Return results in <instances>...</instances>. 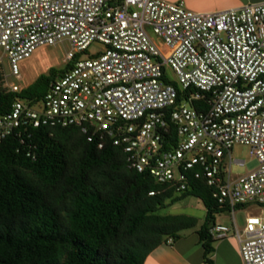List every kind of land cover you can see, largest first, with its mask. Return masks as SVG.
<instances>
[{
    "label": "built area",
    "instance_id": "1",
    "mask_svg": "<svg viewBox=\"0 0 264 264\" xmlns=\"http://www.w3.org/2000/svg\"><path fill=\"white\" fill-rule=\"evenodd\" d=\"M145 26L164 41L167 57ZM64 41L72 67L41 101L18 99L0 115V142H22L32 128L76 127L99 149L120 147L129 169L177 192L192 172L231 215V226L214 223L210 236L233 233L242 264H264V0L213 12L188 10L182 0H0L3 87L22 89L8 85L4 61L19 79L20 61ZM93 42L104 48L77 57ZM178 90L187 92L180 102ZM236 144L248 146L258 165L233 177ZM239 205L257 211L242 228Z\"/></svg>",
    "mask_w": 264,
    "mask_h": 264
},
{
    "label": "trees",
    "instance_id": "2",
    "mask_svg": "<svg viewBox=\"0 0 264 264\" xmlns=\"http://www.w3.org/2000/svg\"><path fill=\"white\" fill-rule=\"evenodd\" d=\"M73 62L18 92L3 87L0 74V115L18 99L41 101ZM186 93L178 90L177 102ZM195 106L207 108L203 101ZM22 138L0 142V264H143L154 248L196 226V217L162 213L185 196L205 207L198 235L210 252L208 229L226 208L192 172L177 192L129 169L120 147L106 142L99 149L76 127L32 128Z\"/></svg>",
    "mask_w": 264,
    "mask_h": 264
},
{
    "label": "rangeland",
    "instance_id": "3",
    "mask_svg": "<svg viewBox=\"0 0 264 264\" xmlns=\"http://www.w3.org/2000/svg\"><path fill=\"white\" fill-rule=\"evenodd\" d=\"M145 30L153 43L156 45L161 54L167 57L170 54V51L164 41L152 33V30L149 26H145ZM104 46L99 42H93L87 50L79 53L77 56L80 58H85L90 54L102 50ZM71 49L70 44L67 41L59 43L55 46H40L38 47L33 54L18 63L20 78H16L10 74V69L7 61H4V69L7 75V83L11 88H24L31 83H33L37 77L42 74H47L51 68L61 69L66 63V54ZM169 78L174 81L175 76L169 70ZM176 84V83H175ZM177 85V84H176ZM230 156L232 159V164L230 166L231 175L233 177L241 176L246 174L248 171L257 167V160L250 155V148L246 145L236 144L230 150ZM243 160L244 165L239 166L234 161ZM226 165L229 164V158L224 159ZM179 195V194H177ZM228 216L230 214L227 211ZM246 212H257L254 206L241 207L240 209L235 210L234 218L235 223L238 228L244 226ZM164 214H186L197 218L196 228L202 224L205 219L206 210L202 202L194 196H185L177 200L175 203L169 207L162 210ZM229 222L231 219L229 218Z\"/></svg>",
    "mask_w": 264,
    "mask_h": 264
},
{
    "label": "crops",
    "instance_id": "4",
    "mask_svg": "<svg viewBox=\"0 0 264 264\" xmlns=\"http://www.w3.org/2000/svg\"><path fill=\"white\" fill-rule=\"evenodd\" d=\"M165 1L175 2L179 0ZM182 1L188 10L194 12H213L238 7L244 4L256 3L261 0ZM227 211L229 210L226 208L225 211L216 214L214 217V223L231 226L232 221L229 222L231 215L229 214L228 216ZM247 213L249 212H246V214ZM199 228L194 226L180 231L177 239H171V242H168V239L166 242L154 248L143 264H242L239 243L233 233L219 240H214L212 238L213 241L211 243V250L209 253H205L198 235Z\"/></svg>",
    "mask_w": 264,
    "mask_h": 264
}]
</instances>
